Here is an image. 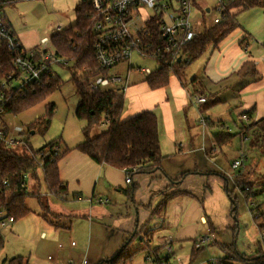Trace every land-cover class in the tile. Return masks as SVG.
<instances>
[{"label": "crops", "instance_id": "obj_1", "mask_svg": "<svg viewBox=\"0 0 264 264\" xmlns=\"http://www.w3.org/2000/svg\"><path fill=\"white\" fill-rule=\"evenodd\" d=\"M9 13H11L10 10L6 12L7 21L19 38L23 48L30 50L40 46L41 44L35 45V43L27 46L25 42L21 41L18 30L10 20ZM200 17L204 23L205 19L202 15ZM191 19L197 34L201 33L204 28L202 21L195 22L193 18ZM237 22L239 28L225 38L219 46L207 52L203 57L207 56L206 61L201 63V67L197 72L189 69L187 78L183 75L179 76L171 73L167 86L152 89L145 81L146 75L135 71L125 73L126 76L125 74L122 75L129 76V86L124 92L125 110L122 120H127L142 112H154L159 122L161 152L166 157L164 162L172 161L176 163L177 166L174 171L162 167L161 170H157V173L150 176L134 175L132 177L133 183L127 184L125 170L99 166L75 148L69 149L68 146L62 148V152L67 150L68 152L59 161V173L61 180L67 186L69 195L61 199L67 201L68 197H72L73 202L67 203V207H74L82 213H89L90 230L87 247L90 248L94 241L92 231L96 226L92 222L94 219H96V222L98 220L102 221L105 215L106 218L113 215H120L123 219L126 218L117 226L111 224L112 219L110 220L109 225L113 229L112 237L115 236L116 230L120 232L115 237L117 240L113 248L108 250V245L104 246V253L107 254L102 256V259H105L102 261L109 260L112 257L110 253H115L121 247L118 237L122 234L130 235V238L135 232L138 233V236L140 235V232H138L139 225L136 224L134 230L133 218L134 215L137 216L138 221L136 223L140 222V208L147 209L144 199L142 197L138 198V189L142 190L144 187L149 189L152 201L161 199L160 203L157 202V209L153 212L154 214L146 215L147 218H145V231L148 232V240L153 242V246L155 245L154 248L151 246V251L157 256L155 262L157 258L162 259L167 256V249L171 248V244L192 243L194 249V241L206 234H213L214 245L217 248L219 247V253L221 246L224 247L225 244L216 241L217 235L214 232L216 225L208 220L203 204L204 199L212 197V186L205 182L204 188L202 185L201 188L199 187L200 197L202 198L195 196L190 190H174L173 188L184 182L183 179L186 177V173H189L187 176L210 174L209 172L207 174L206 170H198L201 169L199 166V163H202L200 159L194 160L191 158L189 161L190 155L184 154L186 148H189L190 152L194 151L201 154L204 152L206 156L208 151L218 155L217 158H212L211 162H214L216 167L220 168V174L226 181L224 188L226 192L230 190V182L233 184L234 191H232L234 194L239 189L236 185L241 183L245 185V182L250 181L255 182L252 179L253 174L254 177L256 175L264 176V173H258L253 163L249 165L250 162H254L253 159L250 160L249 155H247L248 160L243 167L236 171H233L231 167L232 162L241 152L242 139L239 134V117L247 114L251 123L264 118V8L257 7L240 12ZM48 48L54 51L51 44ZM138 59L144 60L139 57ZM200 60L194 63L197 64ZM132 65L134 66L133 61ZM57 75L59 76L58 73ZM195 92L207 98V103L197 105L194 102L195 97L198 96ZM201 117L206 120L205 126L200 122ZM216 136L221 141L220 146L216 144L218 139ZM177 146H181V154L178 153ZM176 157H180L182 160L180 159L181 161L177 163L175 162ZM190 167L197 169V171L184 170L191 169ZM175 179L177 181L183 180V182L176 183L173 186L171 180ZM153 184L155 185L151 190ZM222 185L218 179H215L214 187L218 192V197L220 192L224 193ZM252 185H260V183ZM134 187L136 188L135 191L131 189ZM84 193L86 196H84ZM99 198H112L115 205L104 206L97 201ZM257 200L259 201V198ZM83 202L89 205L87 209H85V203ZM164 202L165 207L161 206ZM139 206L141 207L139 208ZM95 207L96 209H94ZM160 208H165V215H159ZM93 210L97 211L93 212ZM260 211L262 212V207ZM51 215L55 218L64 216L58 213H51ZM15 225L16 223L8 227L10 228L9 233H15ZM53 229L56 230V234L61 239L52 240L55 243L54 252L58 255L55 256L56 260L73 259L78 262L84 257L88 258V248L84 245L81 247L79 242L74 240V233H70V229L68 231H58L59 227H53ZM201 232L202 234H200ZM43 233L46 235L45 238L41 237ZM39 239L47 240V232L40 233ZM71 241L76 242L74 248L70 246ZM57 244H62L64 248L58 249ZM209 246L211 245L201 247V250ZM223 249L221 248L223 257L220 259L227 256ZM257 251L258 248L254 252V256H256ZM144 258H148L147 254L144 255ZM54 262L50 263L57 264V262Z\"/></svg>", "mask_w": 264, "mask_h": 264}, {"label": "trees", "instance_id": "obj_2", "mask_svg": "<svg viewBox=\"0 0 264 264\" xmlns=\"http://www.w3.org/2000/svg\"><path fill=\"white\" fill-rule=\"evenodd\" d=\"M219 6L220 4L217 8ZM257 7L264 8V0H226L221 12L218 13L220 18L218 23L208 24L207 21H204V28L201 33L175 49L173 59L167 56L163 63L158 64L156 71L146 76L145 81L149 87L159 89L167 86L171 73L182 76L188 68L187 66L202 59L210 49H215L225 38L239 28L237 17L240 12ZM75 16L76 21L74 24L66 29L56 31L50 37L55 55L68 63L62 66L68 67L71 73L69 80L76 87L79 100L74 112L75 116L86 122V126L82 130L84 140L75 149L88 156L95 164L128 171L131 177L136 174L153 173L161 170L166 157L161 152L159 122L156 114L147 111L127 120H122L125 110L122 88H99L93 92L87 90L86 83L98 77L107 76L109 70H105L100 66L95 54L96 34L93 32L94 14L91 5L85 0H81L77 4ZM155 21L154 19L148 22L147 25L153 35L152 41L157 39ZM9 26L11 27L10 24ZM179 55L189 62H184L182 59L179 63ZM13 70H15L13 57L10 56L6 43L0 41V79H7ZM131 71L137 72L134 67L131 68ZM62 84L61 78L57 75L55 79L44 78L39 86H35L34 90L21 93L12 90L10 103L0 106V120L3 119L4 121V117L7 115L16 116L21 114L46 101L61 88ZM197 92H195L198 95L196 97H203ZM45 108V115L41 119L36 120L29 127L23 128V132L18 136L21 139L20 144L8 147L4 141H0V208L7 211V215L13 218V223L9 226L14 225L18 220L27 217L31 213V209L26 204V198L30 194L28 193L29 175L40 184L38 175L42 173L44 183L52 195L63 199L69 195L67 186L61 180L58 165L68 150L62 152L58 141H51L39 149H35L31 142L32 136L36 134L44 135L49 129L56 107L55 104L48 103ZM102 125L107 127L106 130L97 137H91L92 129ZM0 129L5 135H8L12 130L4 122ZM239 134L241 139L243 136L249 138L248 142L242 140L241 151L245 152L247 144L254 149H263L264 151V118L254 123H251L250 119L248 124L241 122ZM216 138H218L216 144L220 146L221 141L219 137L216 136ZM20 147L27 148L30 154L17 153L16 148ZM56 147L60 148V154L54 152ZM37 156H40L39 160ZM188 174L186 173V176ZM132 183L133 178L130 184ZM6 184L9 186L6 187ZM242 186V183L237 185L238 188ZM131 189L135 191L136 188ZM263 194V189H260L245 197L247 208L259 231L258 239L255 241L258 248L256 256L242 257L238 253L235 244L229 247L221 246L227 251L225 253L227 256L218 259V264H234L237 261L241 264H264V238H261L264 232V214H261V208H259L260 205H263V202L257 200ZM33 195L41 196L39 192ZM38 201L43 205L42 196ZM249 202L256 209L252 208ZM161 206L165 207V202ZM252 209L255 212H252ZM235 211L233 209L232 214ZM258 213H260V216L254 218ZM260 221L262 223L259 225ZM9 226L0 231V251L4 247V230H7ZM135 238H139L136 232L131 236L128 243L121 247L117 256L97 264H130L137 254V252L129 253L130 245ZM194 246L195 255L201 250V247L198 246L197 241H194ZM126 256L129 261L125 259ZM159 261L161 260L157 258L156 262ZM9 263L24 264V260L14 258Z\"/></svg>", "mask_w": 264, "mask_h": 264}, {"label": "rangeland", "instance_id": "obj_3", "mask_svg": "<svg viewBox=\"0 0 264 264\" xmlns=\"http://www.w3.org/2000/svg\"><path fill=\"white\" fill-rule=\"evenodd\" d=\"M79 2L80 0H54L53 2L50 0H39L37 2L24 0L14 4V6H6L5 14L9 10L11 11V13H9L10 20L18 30V35L21 41L25 42V45L30 46L33 43H35V45H40V40L42 38L46 37L50 39V37L59 28L66 29L75 23V10ZM218 4V0H195L192 5L191 18H193V21L195 22H200V15H202L205 19V22L207 21L208 24L213 23L214 19L219 16V12L217 11ZM208 10L210 11L208 12ZM147 13L152 14V11L149 10V12ZM201 21L203 23V19ZM27 41H29L30 43ZM206 57L200 60L197 64L193 63L187 66L188 69H186L182 74L183 77L187 78L189 69L197 72V70L201 67V63L206 61ZM132 61L134 66L149 68L152 70L158 68V63H156L154 60H139L138 57L135 56ZM128 69L129 65L127 63H124L120 67L113 69L111 73L113 75H124L128 72ZM55 70L59 74L63 83L59 90L54 92L46 101L34 106V108L29 109L16 116L7 115L4 117V121L3 119L0 120V126H2L4 122L9 127L15 128V126L19 125L23 128H27L36 120L41 119L45 115L46 104H55L56 110L52 117L48 131L44 135L36 134L31 138L32 145L35 149H39L51 141H58L60 143L61 149L65 148V146H68L69 149H72L75 148L78 143L84 139L82 130L86 126V122L78 119L74 113L79 98L76 93L75 85L69 80L71 75L70 70L68 69V67L66 68L62 65L55 66ZM126 75L127 74H125V76ZM239 123L241 127L240 119ZM106 128L107 127L105 125L95 127L92 129L90 136L97 137L99 134L104 132ZM248 145L249 144H247L246 146L247 148L245 149V152L250 156V160L253 159L254 161L248 164L251 165L253 163L258 173L263 174V149H254L250 145ZM177 147L178 153L181 154V146ZM16 151L20 154H30L29 150L24 147L16 148ZM184 154L190 155L189 161L191 158H193L194 160L200 159L202 162L199 163L201 169L198 170H206L207 174L208 172L210 174L189 175L184 177V182L183 180H171V182H173V186L176 183L183 182L177 187L175 186V188L173 189L190 190V192L194 193L195 196L202 198L200 197L201 195L199 192V187L202 185L204 188L205 182H208L213 188V195L210 199H204L203 204L208 220L216 225V229L214 231L217 235L216 241L221 242V244H225L226 247L235 244L238 253L242 255V257H254L253 254L257 249L255 241L256 239H258L259 231L257 229L258 226L255 224V220H253L252 215L246 205L245 197L246 195H248V193L244 194V192L239 188L233 194L234 190L233 184L231 182L229 183L230 190L228 192L224 190L226 181L220 174V168H217L214 162H211L212 158H217V154L208 151V155L206 156L204 152V155L201 153H196L194 151L190 152L189 148L184 149ZM180 159L182 160V158L176 157L175 162L178 163V161H181ZM176 166V163L169 161L164 162L162 167L164 169H170L174 171L176 169ZM190 168L191 169L184 170H188L189 172L197 171V169H192V167ZM155 173H157V171H154L153 173H141L136 175L150 176ZM38 177L40 180V184L37 183L32 176L29 175L28 177V193L32 195H28V197L26 198V204L31 209V213L27 217H24L16 222L14 234L13 232L9 233L10 228H8L4 232V247L0 251V264H10L9 261L14 258L23 259L24 264H51L50 262H54L48 260V256L55 257L57 255V253L54 252L55 243L52 240L61 239L56 234V230L53 229V227H59V229H57L58 231H68L70 229V233H74V240L76 242H79L81 247L83 245L85 247L88 246L87 242L89 240L90 230L88 223L90 219L89 213H82L79 210H76L77 208L67 207V203L73 202L72 197H68L67 201H64L63 199L50 194L44 183L43 174L40 173ZM215 179H218L223 184L222 186L224 193L220 192L219 197L218 192L214 187ZM252 179L255 180L254 183H260V185L264 182V176L262 177V175H256L254 177L253 174ZM70 182L74 183L73 181ZM254 183L252 181L245 182V185L243 186L252 185ZM154 185L155 184L152 185L151 190ZM260 185H254L255 189L260 190ZM148 190L149 189L147 187H144L142 190L138 189V198L142 197L144 199V203L147 206V209H142L140 208L141 206H139L141 218L140 222L136 223V221H138L137 216L134 215L133 218L134 230L136 224L139 225L138 232H140V241L135 238L130 245L129 253L133 254L137 252V258H133V261L130 264H157V262H155L157 256L154 252L151 251L153 242H149L148 232L145 231V218H147L146 215L150 216L153 212H155V210L157 209V204L161 202V199H159L158 201H152L150 199V193ZM38 192L42 196L43 205H41L38 201L39 196L33 195V193ZM208 192H210L209 189ZM84 196H86L85 193ZM105 200H107L108 203L103 204L104 206L111 204L115 205L112 198H105ZM259 201L263 202V205L259 206V208L262 207L261 214H263V196L259 198ZM83 203H85L84 207L85 209H87L89 205L86 202ZM94 209H96V207ZM233 209L236 210L234 214L231 213ZM96 211L93 210V212ZM51 213H58L64 216L55 218L51 215ZM160 214L165 215V208H160L159 215ZM105 218L106 215L102 218V221L98 220V222H96V219L92 221L94 222L93 225L96 226L94 230H92L94 240L93 244L90 248L87 247L89 250L88 258L90 264H97L100 261L105 260L102 259V256H105V254H107L104 253V246L106 244L108 245V250H110L109 248L114 247V244L117 240L115 237H117L120 231L116 230L115 236L112 237L113 229L111 228V225H109L110 220L112 219L111 224H115V226H117L122 223L124 219H126H123V217H120V215H113L106 219ZM261 223L262 221H260L258 224L260 225ZM43 231H46L48 235V239L44 241L39 239V234ZM200 234H202V232ZM206 235L212 236L214 238L213 234ZM121 236L118 237V239H120V245L122 247L124 243H127L129 241L128 239L130 238V235L122 234ZM179 244H171V252L169 253L170 258L167 261V264H209L211 260H218L223 257L221 255V248L219 253V247L217 248V246L214 245V242L213 244H210L211 246L205 248L204 250L198 251L195 255L192 243ZM121 247L117 249L115 253H110V256H112L110 258L115 257L121 250ZM224 253H227V251L224 250ZM145 254H147V259L144 258ZM164 258L165 257L160 260L163 261ZM125 259H128L129 261V258L127 256ZM234 264L241 263L237 261Z\"/></svg>", "mask_w": 264, "mask_h": 264}, {"label": "built area", "instance_id": "obj_4", "mask_svg": "<svg viewBox=\"0 0 264 264\" xmlns=\"http://www.w3.org/2000/svg\"><path fill=\"white\" fill-rule=\"evenodd\" d=\"M23 0H0V41L6 43L10 56L13 57L15 70L7 79H0V106L10 103L12 90L31 91L35 86H39L44 78L55 79L57 73L55 66L67 65L68 63L57 57L55 52L48 47L51 44L49 38H44L41 45L33 49L27 50L23 48L19 38L14 33V30L9 26L5 8L9 5H14ZM37 2L39 0H30ZM54 1V0H50ZM69 1V0H65ZM81 1V0H80ZM92 7L94 14L93 32L96 34L95 54L100 66L109 70L107 76L98 77L86 83L87 90L93 92L99 88H116L120 87L125 90L129 85V76L113 75L111 71L116 67L127 63L129 65L128 73L131 72L132 60L138 56L144 60H154L159 65L165 61L167 56L172 59L175 55L174 50L178 49L192 40L197 31L192 25L191 14L192 5L195 0H85ZM220 6L217 11L220 13L226 0H218ZM149 10L152 14L147 13ZM156 20L157 39L152 41V34L147 28L148 22ZM220 18L214 19V23H218ZM62 30L58 29L57 31ZM177 54V53H176ZM178 55V54H177ZM183 57L179 55L178 62L182 61ZM184 62L187 61L183 59ZM179 62V63H180ZM140 74L149 76L154 70L144 67H134ZM36 83V84H35ZM194 102L197 105L206 103V98L195 97ZM241 122L248 124L249 118L247 114L239 117ZM200 122L205 126V119L201 117ZM23 132V127L15 126L8 135L0 129V141H4L8 147H13L20 144L19 135ZM242 140L248 142L249 138L243 136ZM60 148H55V153L60 154ZM41 156V155H40ZM40 156L38 160L40 159ZM248 160L247 154L241 151L237 158L232 162V170L236 171L243 167ZM54 161V159H52ZM41 166V164H39ZM135 171V170H134ZM126 183L130 184L132 177L125 171ZM234 182V181H233ZM9 185L6 184V187ZM237 187V185H236ZM245 194H253L254 186H242L240 188ZM264 191V182L260 186ZM264 199V194H263ZM97 201L101 204H107L108 201L99 198ZM249 202L252 208L256 207ZM252 212H255L252 209ZM260 213L254 218H258ZM13 223V218L7 215V211L0 208V231ZM42 238L46 235L43 233ZM264 238V232L261 236ZM198 246L205 247L213 243L212 236H200L196 239ZM70 246H76L75 241L70 242ZM63 245L59 244L58 249H63ZM171 248L167 250V256L163 261L157 264H167ZM50 261H55L57 264H90L87 257L75 262L73 259L56 260L55 257L49 256ZM211 264H218V260H211Z\"/></svg>", "mask_w": 264, "mask_h": 264}, {"label": "water", "instance_id": "obj_5", "mask_svg": "<svg viewBox=\"0 0 264 264\" xmlns=\"http://www.w3.org/2000/svg\"><path fill=\"white\" fill-rule=\"evenodd\" d=\"M179 62H180V60H179ZM118 254H119V253H118ZM118 254H117V255H118ZM117 255H116V256H117Z\"/></svg>", "mask_w": 264, "mask_h": 264}]
</instances>
